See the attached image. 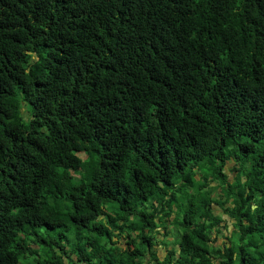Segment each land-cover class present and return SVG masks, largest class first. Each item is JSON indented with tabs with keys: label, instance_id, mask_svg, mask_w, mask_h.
I'll return each mask as SVG.
<instances>
[{
	"label": "trees",
	"instance_id": "obj_1",
	"mask_svg": "<svg viewBox=\"0 0 264 264\" xmlns=\"http://www.w3.org/2000/svg\"><path fill=\"white\" fill-rule=\"evenodd\" d=\"M149 254L264 264V0H0V264Z\"/></svg>",
	"mask_w": 264,
	"mask_h": 264
},
{
	"label": "rangeland",
	"instance_id": "obj_2",
	"mask_svg": "<svg viewBox=\"0 0 264 264\" xmlns=\"http://www.w3.org/2000/svg\"><path fill=\"white\" fill-rule=\"evenodd\" d=\"M25 113L27 114L26 110H25ZM233 165L234 164L228 165L227 166V169L232 168ZM75 174L76 173H74V172L73 173H70V174H66V176H65L66 178L65 179H68L69 177H71L72 175H75ZM230 175H231L230 176V179H233L234 173L230 172ZM216 210H217L216 212L218 214L222 215L225 219H227L226 214H224L223 211L218 206H216ZM229 223L230 224H228V227L227 228L225 226L226 223H222V225H221L222 232L218 234L217 239L214 242V245L215 246H220V245L223 244L224 241H226V239L224 237V234H230V231L232 230V224H231L232 223V219H230ZM167 229H168V233L169 234L168 235H165V232H166L165 229L164 228H161V233L158 234V235L156 233L157 239L160 240V241L163 240V239H165V240H169V241H173V240L175 241L176 240L177 242H179L180 239H181L180 233L177 232V228L171 223V221H168V223H167ZM66 234H67V236L69 238V241H70V244L66 243V248H70L71 249L72 247H74L75 242H79V240L76 237V235L74 234V232H66ZM55 239L57 240L56 237H55ZM87 242H89V241H86V243H85L86 245H88ZM89 249H90V246L88 245V250ZM75 255L76 254H73L71 256L72 257H75ZM65 260H67V259H65Z\"/></svg>",
	"mask_w": 264,
	"mask_h": 264
},
{
	"label": "crops",
	"instance_id": "obj_3",
	"mask_svg": "<svg viewBox=\"0 0 264 264\" xmlns=\"http://www.w3.org/2000/svg\"><path fill=\"white\" fill-rule=\"evenodd\" d=\"M171 247L172 246H169V248H171ZM154 249L157 251V257H158L159 260H162L166 256L167 251H168L167 248L161 243H158V244L154 245ZM146 263L156 264L157 263V258L152 257L149 254V256L146 258Z\"/></svg>",
	"mask_w": 264,
	"mask_h": 264
},
{
	"label": "water",
	"instance_id": "obj_4",
	"mask_svg": "<svg viewBox=\"0 0 264 264\" xmlns=\"http://www.w3.org/2000/svg\"><path fill=\"white\" fill-rule=\"evenodd\" d=\"M227 219L229 220L230 218L227 216ZM230 224V223H229ZM232 224V223H231Z\"/></svg>",
	"mask_w": 264,
	"mask_h": 264
},
{
	"label": "clouds",
	"instance_id": "obj_5",
	"mask_svg": "<svg viewBox=\"0 0 264 264\" xmlns=\"http://www.w3.org/2000/svg\"><path fill=\"white\" fill-rule=\"evenodd\" d=\"M227 216V215H226Z\"/></svg>",
	"mask_w": 264,
	"mask_h": 264
}]
</instances>
